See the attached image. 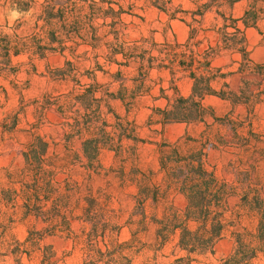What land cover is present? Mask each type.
<instances>
[{
    "label": "trees",
    "instance_id": "trees-1",
    "mask_svg": "<svg viewBox=\"0 0 264 264\" xmlns=\"http://www.w3.org/2000/svg\"><path fill=\"white\" fill-rule=\"evenodd\" d=\"M124 1L43 0L39 4L36 0H4V5L12 11L28 13L36 9L37 12L32 28L27 31L23 30V25L29 23L17 22L10 27L7 24L0 26V76L17 75L18 67L25 65L12 66L13 58L26 55L27 65L34 67L35 59H46L53 52L62 54L65 51H86L85 56L73 54L75 65L73 67L72 64V81L75 86L71 91L56 97L44 95L42 104H36V110L40 109V117L44 116L45 110L54 109L63 120L60 127L68 137L67 142L75 139L80 147L71 149L66 144L63 156L57 153L50 156V143L36 133L38 127L30 125L27 129L29 138L22 152L24 166L18 173H8V185L0 188V218L7 215L3 212L5 209H11L12 216L20 212L23 219L33 217L36 223L47 225L42 230H28L24 242L15 240L6 245V253L15 258V264H22V255L31 257L34 250L41 251L38 264H57L52 248L47 246L42 249L39 245L45 236L50 235L71 239L75 245H83L88 259L83 264H132L123 252L135 239L122 243L112 239V233H116L119 228L111 226L105 214L92 211L91 208L97 206L95 197L89 200L90 205L81 209V214H74V211L65 208L63 212L58 209L54 212V207L58 206L53 203L49 210L44 207L50 200L53 202L60 200L62 196L80 194L81 185L78 181L71 180L70 174H66L68 167H80L88 177L100 174L103 167L99 157L104 150L113 152L116 159H122L121 174L125 172V164L132 161L131 169L135 176L131 174L127 182L137 190L135 199L140 202L160 199V187L152 183L134 162L136 145L146 141L137 137L132 121L127 117L117 116L110 106L112 100H120L126 112L130 111L136 98L146 93L144 88L151 70L168 68L172 76L180 70L188 71L193 85L189 97L177 94L168 101L164 109L153 108L148 123H151L153 116H159L162 125L201 122L207 112L202 100L207 95L243 104L259 99L260 92L253 94L246 88L236 96L223 90L215 91L210 85L217 74L209 69V59L221 49L240 53L244 61L242 68L262 76L261 80L264 81V66H250L243 30L236 25L239 19H233L231 15L226 16L220 11L223 6L232 8L240 0H208L193 11L181 9L173 0H127V9L123 5ZM138 2L157 9L170 19L184 20V16L189 14L191 23H188L190 32L187 42L157 43L152 38H131L122 16L131 15ZM262 4L264 0H251L240 19L244 28L254 27L264 18ZM213 8L222 19V25L215 31L218 44L215 47L207 46L203 53L195 52L200 51L201 40H197L199 32L206 30L201 28V20ZM83 63L89 64V67L82 74L79 68ZM113 67H116L115 71L111 70ZM123 68L132 69L134 76L127 78ZM56 72L58 73L51 76L65 80L71 77V72ZM98 73L109 81L99 82ZM83 76L90 82L82 84L79 78ZM128 82L131 85H127ZM114 86H117L116 90H112ZM160 92L163 93V90ZM107 115H112L113 122H108ZM18 116V113L15 114L11 123H7L9 116L4 118L1 127L9 133L20 132L21 129L17 127ZM125 141L135 145H126ZM156 146L166 190L176 191L187 201L182 214L164 212L161 218L153 219L156 239L163 245L171 237L176 239V247L185 253L176 259L178 264H192L196 260L195 256L213 254L214 246L224 237L227 228L238 226L228 225L227 214H232L229 199L236 191H243L239 196V203L248 212L256 213L259 217L256 233L252 235L243 232L244 230L233 231V249L220 260V264H255L254 260L258 255L264 253V196L256 182L252 166L246 162L245 168L235 172L234 182L229 183L217 178L212 170L206 168L203 148L184 153L178 145L159 143ZM60 173L66 177L59 179ZM108 175L109 172L106 176ZM124 179L125 176L120 184L125 182ZM16 185L19 187H15ZM86 190L91 194L89 187ZM145 214H142L144 219ZM75 222L84 226L80 235L73 234ZM252 239H257L258 243H254Z\"/></svg>",
    "mask_w": 264,
    "mask_h": 264
},
{
    "label": "rangeland",
    "instance_id": "rangeland-1",
    "mask_svg": "<svg viewBox=\"0 0 264 264\" xmlns=\"http://www.w3.org/2000/svg\"><path fill=\"white\" fill-rule=\"evenodd\" d=\"M39 4L43 0H36ZM185 7H190L189 0H181ZM125 9H127V0L123 2ZM11 12L8 6L4 5V0H0V26L8 25L13 26L17 22L29 23V25H23V30L27 31L33 26V20L35 17L36 9L29 11L28 13H19L17 19H11ZM33 16V17H32ZM123 22L126 26L127 33L131 38L139 37H151L154 36L157 40H163L165 37L170 39L177 36L179 40H182L187 35V27L185 23L169 21L168 17L159 13L156 9L144 5L142 2H138L133 9L131 15L124 14L122 16ZM170 22V23H169ZM169 25L171 27H169ZM171 28V29H170ZM259 33V32H258ZM249 38L253 40L254 51H260L258 59L264 58V39L259 40L257 34L253 33ZM258 40H257V39ZM84 50V49H83ZM86 51H65L61 53H51L46 59L33 61V66L27 65L28 58L26 55L12 59V66L21 65L19 73L17 75L9 74L7 76H0V124L3 123L4 118L10 117L7 123H11L15 114L18 116V129L20 132H6L0 125V188L8 185V179L6 176L9 174L18 173L24 166V160L22 152L25 150V143L28 141L29 135L27 129L30 125L38 127L36 133L44 137L50 143L49 155L54 153L63 156L65 152L64 146L68 144L72 149L80 147L77 140H70L67 142L68 137L65 136L64 131L60 127L63 121L60 115L54 110H45L44 116L40 117L39 110H36V104L40 105L44 101V95L58 96L66 94L75 86V82L72 81V64L75 65V58L73 54L84 55ZM83 58V57H82ZM67 63H71L67 65ZM77 66V65H76ZM89 67V64L83 63L80 65V73H84L85 69ZM116 70V67L111 69ZM56 71H68L71 72V77L67 80L52 77V74H56ZM53 72V73H52ZM55 72V73H54ZM99 82H107V77H102L101 73H98ZM79 78V77H78ZM82 84L90 82L83 76L79 78ZM237 84V79L234 85ZM115 87V86H114ZM114 89V88H113ZM38 102V103H35ZM218 111L223 114L225 111H229V104L217 105ZM106 110V109H104ZM117 112L123 110L120 106L115 105ZM252 107H237L234 109L235 116L240 120H233L235 126L241 125L245 127L247 131L248 122L252 112ZM147 112L144 110L134 111L130 116L135 120L136 125L139 127V136L144 138V143H139L135 147L134 162L137 167L145 173L146 177L151 179L152 183L158 185L161 189L160 199L154 201L153 199H147L143 202L134 198L137 190L129 179L135 176V172L132 171V161H128L125 164L124 174H121L120 158H115L114 153L104 150L100 156V163L103 167V171L100 174H92L89 177L85 171L80 167H72L67 169L66 174L71 175V180L78 181L81 185L80 194H72V196H62L56 201H49L46 203L44 209L49 210L50 206L56 204L58 207H54V212L58 210L64 211L72 210L74 214H81L82 210L87 205H90V199H97L95 203L97 206L92 207V211H98L100 214H105L106 219H109L111 226H117L119 229L112 233L111 237L117 240L119 243L132 241L131 245H128L124 249L123 255L131 260L132 264H178L176 259L185 255L176 247V239L171 237L164 245L156 239V226L153 223V219L161 218L166 213H179L182 214L185 206L186 199L184 196L178 194L173 190H166V186L162 173L159 169L157 159V147L151 143H160V136L154 137L152 133L145 127ZM223 115L220 117L222 118ZM108 122H113L112 115H107ZM241 121V122H240ZM220 123L215 122L212 134L220 133L222 136L227 135L229 137V130L226 127H221ZM189 129L190 133H198V131L204 126L200 127H187L185 125H178L166 130L165 135L167 139L174 140L184 131ZM219 128V130H218ZM252 129L255 132L264 133V121L257 119L252 120ZM216 132V133H215ZM254 138V137H253ZM215 140V136L211 138ZM126 145L134 146L131 142H124ZM207 163L209 165L217 166V174L225 179L231 180L232 176L227 171H224L223 166L227 164L232 157L221 151H217L211 146L208 147ZM262 156V154H261ZM132 163V164H131ZM109 172V175L106 174ZM131 172V173H130ZM261 177H255L256 182L259 184V188L262 189V195L264 196V163H261ZM125 176V182L120 184L122 177ZM66 175L60 173L58 178L63 179ZM108 183L110 187L108 188ZM15 187H19L16 185ZM90 188L91 194L86 190ZM104 189V192H102ZM243 191H236V194L229 199V206L231 207V213L228 215V225L238 224L237 228L230 226L224 233V237L216 243L214 246L213 254H206L204 256H195V261L192 264H220V260L229 255L233 249V239L231 233L233 231H243L256 233V227L258 223V214L248 212L239 203V196ZM93 196V197H92ZM109 197L108 199H106ZM103 205V206H102ZM242 206V207H241ZM72 207V208H71ZM71 208V209H70ZM169 208H171L169 210ZM102 209V212H100ZM7 215L0 218V264H15L14 257L9 253H6V245L11 243L10 241L24 242L27 237V231L35 228L37 230L44 229L47 225L42 222L36 223L33 217L23 219V215L18 214L11 215V209H5ZM21 211V210H20ZM104 212V213H103ZM145 212L146 219L142 215ZM98 214V215H100ZM234 214V215H233ZM238 214V216H237ZM142 215V216H141ZM101 216V215H100ZM3 221V222H2ZM193 227V224L190 225ZM83 225L75 222L72 230L74 235H80L83 229ZM111 228V227H110ZM88 229V228H87ZM109 235L111 233L107 232ZM254 243H258L257 239H252ZM42 249L44 247H51L55 254V260L57 264H83L86 258V250L83 249V245L74 244V242L56 236H45L39 244ZM31 257L23 254L21 257L22 264H38L41 258V251L34 250ZM5 254H7L5 256ZM2 255V256H1ZM97 258V257H96ZM255 264H264V253H260L254 260Z\"/></svg>",
    "mask_w": 264,
    "mask_h": 264
},
{
    "label": "crops",
    "instance_id": "crops-1",
    "mask_svg": "<svg viewBox=\"0 0 264 264\" xmlns=\"http://www.w3.org/2000/svg\"><path fill=\"white\" fill-rule=\"evenodd\" d=\"M175 5H180L181 9L186 11H193L199 5L206 3L208 0H189L190 7H185L181 0H173ZM251 0H240L233 4L232 8L228 9L227 6H223L220 8V11H223L226 16L231 15L233 19H239L236 23L237 27L243 30L244 37L246 40V49L248 52V59L251 67L256 66H264V58L259 60L258 55L260 51H254V43L249 35L253 37V33L257 34V38L259 40L264 39V18L259 20L254 27L244 28L241 17L244 12L248 9ZM264 6V4H262ZM157 10V9H156ZM158 11V10H157ZM159 12V11H158ZM164 14L162 12H159ZM166 15V14H164ZM167 16V15H166ZM168 17V16H167ZM169 21H181L185 23L187 27V35L184 39L179 40L177 36H174L170 39L164 38L163 40H157L154 36L148 37L152 38L153 41L157 43H180L184 44L187 42L190 32V27L188 23H191L190 15L187 14L184 16V20L179 19H170ZM169 22V23H170ZM193 26H197L196 24H192ZM222 25V19L218 17L215 13V8L211 11H208L204 14L201 20V28L206 29L205 31H200L197 37V40H201V44L199 47L200 51H195L198 53H203V50L207 48V46L215 47L218 44V36L216 35V30ZM169 27H171L169 25ZM171 29V28H170ZM210 29V30H208ZM214 29V30H213ZM259 32V33H258ZM146 38V37H145ZM256 38V39H257ZM258 40V39H257ZM244 61L240 53L234 50L221 49L220 51H216L214 56L209 59V69L217 74L210 83L211 88L215 91H227L231 92L233 95L239 96L241 92H244L245 88L252 91L253 94H257L260 92L259 99L255 100V102H249L248 104H243L240 102L233 103L229 99H221L217 96L207 95L202 100V105L206 109V114L201 122H193V123H170L166 125H162L159 122V116H153L151 118V123H148V118L152 113L153 108L164 109L168 104V101L173 99L177 94L182 97H189L192 92L193 80L188 76V71L176 72L173 76L170 73L168 68L162 69H153L151 70L148 81L146 82V87L144 90H147L142 96L136 98L134 106L130 111L126 112L124 104L120 100H112L110 102V106L114 113L120 117H127L129 121H132L136 128V135L139 139H143L139 136L138 129L139 127L136 125L135 120L130 116L134 111L144 110L147 112L145 127L148 129L154 137L157 135L160 136V143H166L169 145H178L182 152H191L197 151L203 148L205 153L204 162L205 166L208 170H212L215 176L221 180H225L226 182L233 183L235 180V172L237 170H241L242 167H246V162L252 166L251 168L254 170V177H261V163H264V133L255 132L252 129V120L257 119L260 121H264V81H262V76L256 75L252 73L248 69L242 68ZM123 73L127 78H131L134 76V71L132 69H122ZM218 72V73H217ZM237 79V84L234 85ZM261 81V83H260ZM261 85H260V84ZM127 85H131V82H128ZM114 88V89H113ZM112 90H116L117 86L113 87ZM163 90V93L160 90ZM257 97V96H256ZM219 104H229V111H225L220 113L218 111L217 105ZM115 105L120 106L123 110L117 112L115 109ZM252 107V112L249 114L250 118L245 121L248 122V129L245 131L244 124L243 126L237 125L235 126L232 122L233 120H240V118L236 117L234 114V109L237 107ZM223 115L222 118H220ZM215 122L220 123L221 127H226L229 130V137L227 135L222 136L220 133H216V135L212 134L213 127L215 126ZM241 122V121H240ZM178 125H185L187 127H200L204 126V128L200 129L198 133H190L187 128L183 134L177 136L174 140L167 139L165 132L170 128ZM219 130V128H218ZM215 136V140L213 141L211 138ZM254 137V138H253ZM152 145L159 144L157 142L151 143ZM211 146L217 151H221L230 155L232 158L229 159L227 164L223 166L224 171L231 174L232 179H225L217 174V166L209 165L207 163V152L208 147ZM113 153V152H112ZM262 154V156H261ZM101 156V155H100ZM100 159V157H99ZM158 159V155H157ZM239 161L241 165L239 166ZM237 167V168H236ZM176 192V191H175ZM179 194V193H178ZM181 195V194H180Z\"/></svg>",
    "mask_w": 264,
    "mask_h": 264
},
{
    "label": "clouds",
    "instance_id": "clouds-1",
    "mask_svg": "<svg viewBox=\"0 0 264 264\" xmlns=\"http://www.w3.org/2000/svg\"><path fill=\"white\" fill-rule=\"evenodd\" d=\"M18 16H19V13H17L16 11H12L11 12V19H17L18 18Z\"/></svg>",
    "mask_w": 264,
    "mask_h": 264
}]
</instances>
